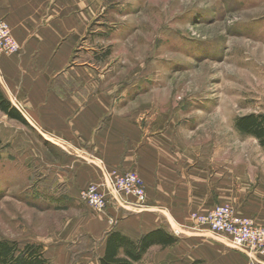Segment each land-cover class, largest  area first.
<instances>
[{
  "label": "rangeland",
  "instance_id": "374dc122",
  "mask_svg": "<svg viewBox=\"0 0 264 264\" xmlns=\"http://www.w3.org/2000/svg\"><path fill=\"white\" fill-rule=\"evenodd\" d=\"M72 5L75 16L88 14L89 19L86 30L61 38L74 47L67 68L88 73L95 93L111 92L116 113L136 115L147 132H170L206 154L262 162L260 142L237 129L236 120L264 113V0H89ZM20 113L25 121L0 109V240L19 248L42 245L52 264H100L105 230L96 219L106 216L114 226L110 201H129L110 192L107 208L98 212L83 200V190L79 199L54 193L48 178L50 160L56 162L57 155L40 139L30 116ZM184 228L223 238L194 220L178 226L174 235ZM187 243L180 249L177 244L154 246L134 264H207L205 255L194 259Z\"/></svg>",
  "mask_w": 264,
  "mask_h": 264
},
{
  "label": "crops",
  "instance_id": "0c3cea01",
  "mask_svg": "<svg viewBox=\"0 0 264 264\" xmlns=\"http://www.w3.org/2000/svg\"><path fill=\"white\" fill-rule=\"evenodd\" d=\"M87 1L0 0V18L9 23L21 46L18 53H0V87L13 105L30 116L40 139L57 155L56 162L50 160L48 178L53 192L79 199L82 190L102 181V164L137 171L145 180L147 206L111 200L108 211L115 216V225L106 216L96 219L105 230L103 249L110 231L136 239L161 228L176 238L167 248L177 244L180 249L188 241L194 259L205 255L207 264H249V256L223 236L225 240L219 241L212 233L184 228L175 236L173 231L192 225L191 213L219 203L231 204L240 214L264 224V153L262 162L254 158L237 162L229 153L206 154L197 145L187 147L170 132H147L136 115L127 118L116 113L111 92L95 93L88 73L67 68L74 47L61 38L87 29L88 14L75 16L72 5Z\"/></svg>",
  "mask_w": 264,
  "mask_h": 264
},
{
  "label": "built area",
  "instance_id": "2783aa9c",
  "mask_svg": "<svg viewBox=\"0 0 264 264\" xmlns=\"http://www.w3.org/2000/svg\"><path fill=\"white\" fill-rule=\"evenodd\" d=\"M19 43L11 33L9 23L0 18V53L19 52ZM103 178L92 183L82 192V198L94 211H104L109 203L107 197L115 191L124 196L136 208L147 206V191L144 180L137 171H120L101 165ZM196 226L208 228L223 236L228 244L249 256V264H264V224L240 214L233 206L219 203L214 207L193 214ZM178 233V232H177Z\"/></svg>",
  "mask_w": 264,
  "mask_h": 264
},
{
  "label": "trees",
  "instance_id": "16d2710c",
  "mask_svg": "<svg viewBox=\"0 0 264 264\" xmlns=\"http://www.w3.org/2000/svg\"><path fill=\"white\" fill-rule=\"evenodd\" d=\"M0 109L11 118L25 121L20 111L6 97L0 87ZM236 127L242 133L254 136L264 146V113H250L236 120ZM1 141V140H0ZM176 238L164 229H154L134 239L121 231H110L105 239L104 254L100 264H134L142 260L153 245H172ZM0 264H52L43 251V246L27 243L19 248L17 243L0 240Z\"/></svg>",
  "mask_w": 264,
  "mask_h": 264
},
{
  "label": "bare ground",
  "instance_id": "6f19581e",
  "mask_svg": "<svg viewBox=\"0 0 264 264\" xmlns=\"http://www.w3.org/2000/svg\"><path fill=\"white\" fill-rule=\"evenodd\" d=\"M3 54H5V53H3ZM13 54V53H12Z\"/></svg>",
  "mask_w": 264,
  "mask_h": 264
}]
</instances>
